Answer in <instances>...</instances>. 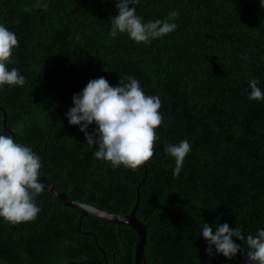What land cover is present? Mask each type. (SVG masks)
<instances>
[{"label": "trees", "instance_id": "1", "mask_svg": "<svg viewBox=\"0 0 264 264\" xmlns=\"http://www.w3.org/2000/svg\"><path fill=\"white\" fill-rule=\"evenodd\" d=\"M117 2L0 0V24L19 40L8 68L27 81L0 89L9 129L0 111V134L14 133L31 147L40 172L77 202L130 214L139 194L147 264H236L246 243L233 237L242 251L231 260L215 246L210 257L202 225L215 231L227 223L245 237L264 228V100L249 99L248 83L255 78L264 91V5L139 0L136 14L145 23L179 12L170 21L177 25L173 33L145 44L126 33L110 35ZM126 76L146 95L159 96L164 117L154 157L137 170L97 160L96 147L66 115L90 80L104 77L115 87ZM185 139L191 151L175 177L165 142ZM36 203L41 211L34 221L0 218V264H106L97 243L110 264H134L132 227L67 207L48 190Z\"/></svg>", "mask_w": 264, "mask_h": 264}, {"label": "clouds", "instance_id": "2", "mask_svg": "<svg viewBox=\"0 0 264 264\" xmlns=\"http://www.w3.org/2000/svg\"><path fill=\"white\" fill-rule=\"evenodd\" d=\"M137 4L139 0H118L119 14L111 19L112 37L126 33L134 42L147 44L177 29V25L170 21L175 20L179 12H171L166 20L145 23L136 14ZM261 4L264 5V0ZM42 7L46 9L47 4ZM76 39L78 41L80 37ZM18 47L17 35L0 24V89L5 86L23 87L27 83L16 68H8L10 63H15L13 53ZM242 58L248 59L247 56ZM248 83L249 99L264 100L259 81L253 78ZM73 104L66 113L68 121L80 127L88 146L96 147L94 157L97 160L108 162L114 168L124 166L137 170L154 157L155 145L160 139L157 129L164 123L160 112L162 102L159 96L146 95L137 79L120 77V83L115 87L104 77L90 80L82 93L74 95ZM93 124L97 126L96 130L89 132V126ZM190 151L187 139L178 144L165 142L166 154L175 161V177L179 176ZM41 167L40 157L31 147L18 143L12 135L0 134V218L5 222L19 224L37 218L41 209L37 206L36 197L45 190L40 177ZM202 236L208 242L210 257L213 255L212 246H215L216 252L233 259L242 251L234 242L235 237L246 243L250 264H264V228L259 229L255 236L245 237L240 228L233 230L227 223L215 231L204 223Z\"/></svg>", "mask_w": 264, "mask_h": 264}, {"label": "water", "instance_id": "3", "mask_svg": "<svg viewBox=\"0 0 264 264\" xmlns=\"http://www.w3.org/2000/svg\"><path fill=\"white\" fill-rule=\"evenodd\" d=\"M0 111H2L4 114V129L5 131H7L9 130L7 127V118H8L7 113L5 109L2 108L1 106H0ZM12 135L14 139H16L17 141L16 135L14 133ZM40 177H41V182L45 185V190H48L54 193L60 199V201L67 207L80 208L84 210L85 212H87L88 214H91L103 220L109 221L113 224L128 225L132 227L138 234V243L136 247L134 264H147L146 255H145V248L147 245V226L143 222H141L136 216V211L138 209L139 199H140L139 194H138L136 205L130 214H114V213L107 212L103 209L91 206L84 202H77L73 200L72 198H70L64 192L57 189L56 186L52 183V181L49 180L47 177H45L41 172H40ZM143 182H145V178L142 180V183ZM85 234H89V232H86ZM97 245H98L99 250L104 255L105 263L110 264L108 257L105 254V251L99 246L98 243ZM236 264H250V262L247 259V255H244L243 257H241L240 260Z\"/></svg>", "mask_w": 264, "mask_h": 264}]
</instances>
